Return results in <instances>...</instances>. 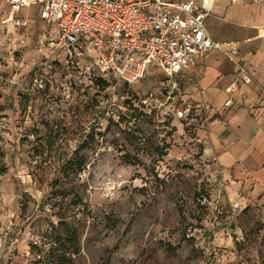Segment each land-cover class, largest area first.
Listing matches in <instances>:
<instances>
[{
	"label": "rangeland",
	"instance_id": "obj_1",
	"mask_svg": "<svg viewBox=\"0 0 264 264\" xmlns=\"http://www.w3.org/2000/svg\"><path fill=\"white\" fill-rule=\"evenodd\" d=\"M6 12L0 0V264H264V210L246 202L236 231L235 200L189 156L182 123L126 108L89 130L106 89L63 68L36 84L37 43L57 24L34 5L9 28Z\"/></svg>",
	"mask_w": 264,
	"mask_h": 264
},
{
	"label": "built area",
	"instance_id": "obj_2",
	"mask_svg": "<svg viewBox=\"0 0 264 264\" xmlns=\"http://www.w3.org/2000/svg\"><path fill=\"white\" fill-rule=\"evenodd\" d=\"M4 1L9 14L3 23L27 25L19 13L35 5L39 6L41 20L48 26L57 24L58 32L49 30L45 46L41 47L42 57L34 67L36 84L43 87L46 74L63 68L73 77L76 88L86 86L96 92L106 89L99 101L101 111L89 123V130L125 115L126 108L142 113L159 111L182 123L186 145L191 150L189 156L200 154L201 158L206 139L198 131L206 129L216 114L225 113L233 104L234 93L243 94L241 84L254 82L252 72L239 57L237 44L216 41L207 32L205 18L217 0ZM241 1L229 0L231 4ZM24 42L22 39L21 44ZM212 51L223 53L234 65L238 77L227 87L230 96L220 111L204 99L194 104L181 99L179 74L195 66V57L204 58ZM158 71L163 77L157 91L148 90L143 96L120 92L121 85L140 83ZM212 162L218 163L217 157ZM222 172L218 168L213 177L225 188L223 177L218 180ZM230 206L237 231L242 205L230 199Z\"/></svg>",
	"mask_w": 264,
	"mask_h": 264
},
{
	"label": "crops",
	"instance_id": "obj_3",
	"mask_svg": "<svg viewBox=\"0 0 264 264\" xmlns=\"http://www.w3.org/2000/svg\"><path fill=\"white\" fill-rule=\"evenodd\" d=\"M3 3L7 16L9 6ZM31 7L19 13L25 23L30 19L22 13ZM205 26L212 39L237 44L239 57L252 71L254 82L241 84L243 94L234 93L233 104L213 122L211 137L202 145L201 162L207 170L222 169L218 176L223 177L235 201L241 205L250 202L264 210V0L236 4L217 0L205 18ZM37 45L41 54L42 46ZM162 77L158 71L141 83L151 84L148 90L158 89ZM237 78L234 65L223 53L212 51L204 58L195 57V66L179 74L181 99L190 104L204 99L220 111L230 96L227 87ZM213 157L218 163H211Z\"/></svg>",
	"mask_w": 264,
	"mask_h": 264
},
{
	"label": "trees",
	"instance_id": "obj_4",
	"mask_svg": "<svg viewBox=\"0 0 264 264\" xmlns=\"http://www.w3.org/2000/svg\"><path fill=\"white\" fill-rule=\"evenodd\" d=\"M104 82V83H103ZM102 83L104 84V85H106L107 84V82H105V81H103ZM135 111H137V110H135ZM125 116H127L126 114H125Z\"/></svg>",
	"mask_w": 264,
	"mask_h": 264
}]
</instances>
